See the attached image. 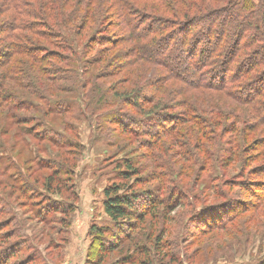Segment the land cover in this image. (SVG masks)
Segmentation results:
<instances>
[{"label":"rangeland","instance_id":"rangeland-1","mask_svg":"<svg viewBox=\"0 0 264 264\" xmlns=\"http://www.w3.org/2000/svg\"><path fill=\"white\" fill-rule=\"evenodd\" d=\"M139 6L144 15L164 18L166 30L161 36L170 39L163 40L172 41L177 27L184 30L188 18L204 16L208 19L202 24L214 22V34L228 37L225 47L242 44L227 74L225 91L233 97L243 96L245 85L250 93L255 87L252 82L264 74L263 58L251 73L252 81L237 75L251 54L264 53L260 0H144ZM1 22L5 21L0 4ZM209 27L200 34L183 31L185 38L194 36V43L187 41V53H177L180 65L190 67L191 53L208 48L203 36L209 34ZM119 29L110 30L114 38H121L118 46H132ZM151 39L137 41V46H146ZM22 43L9 44L22 47ZM99 48L95 46L85 58L96 59ZM46 50L55 54L48 46ZM53 64L51 68L64 78L74 74ZM149 64L145 69L135 67V74L132 68L104 69L109 78L96 81L98 87L81 81L49 82V87L65 92L53 96L48 90L44 101L29 95L17 81L0 80V264H264V179L254 174L264 165L263 114H252L251 105L231 102L228 110L234 118L225 121L220 138L208 126L202 127L208 138L221 142L220 154L218 147L209 146L220 160L202 156L206 141L183 138L186 125L178 130L182 115L177 110L172 123L158 120L153 126L156 117H147L149 105L141 101L142 108L136 109L117 101L115 96L130 91V83L139 82V76L143 77L139 99H164L175 89L185 90L181 80L166 76L165 68ZM8 67L12 73L19 71L13 78L23 87L40 84L26 77L32 71L26 65ZM86 70L91 74L92 66ZM212 94L215 101L221 100V93ZM57 96L69 113L53 114ZM257 99L263 106L264 93ZM115 117L127 123L131 132L144 134L130 141L109 123ZM138 120L145 123L137 127ZM168 130L175 144L163 137ZM241 151L248 157L247 166L230 157ZM127 165L136 172L130 179L123 176ZM53 170H60L58 177ZM244 170L242 179H237ZM112 185L128 187L121 192L140 197L143 221L111 222L103 201L104 189ZM215 191L222 197L217 198ZM218 205L225 209H206Z\"/></svg>","mask_w":264,"mask_h":264},{"label":"trees","instance_id":"trees-1","mask_svg":"<svg viewBox=\"0 0 264 264\" xmlns=\"http://www.w3.org/2000/svg\"><path fill=\"white\" fill-rule=\"evenodd\" d=\"M141 1L144 0H0L1 15H3L5 21L0 23L2 25L0 28V47H2L0 50V80H13L15 83L17 81L20 85L19 87L26 89L29 95H33L39 101H44L46 99L45 93L48 90H51L50 95L53 96L57 93L65 92L60 87H49L47 84L49 82L65 83L68 81L77 84L78 81H81L80 84L89 83L94 87H98L96 81L109 78L105 74L104 69L112 66H118L117 68L125 71H129L132 68L130 70L131 74H135V67L145 69L148 68L147 64L149 63H151L149 65H159L165 68L166 76L171 79L181 80L186 86L185 90L175 89L173 95H169L164 99H139L138 92L140 91L138 89L142 88L143 85L141 82L143 77L139 76V82L130 83V87H132L130 91L128 90L123 95L115 96L118 97L117 101L118 99L125 101L126 104L136 109L142 108L141 101L143 104L149 105L147 117H156V123L154 122L153 126L157 125L158 120H162L164 124L172 123L175 119L173 111L177 110V114L182 115L181 121L179 120L177 125L178 130L186 125L185 133L181 134L184 136L183 138L186 140L193 137L198 140L204 139L206 146L201 150L202 156H208L215 161H219L220 156L214 150L211 154L210 151L212 149L209 146L218 147L220 154L222 152L221 142L208 138L202 128L203 125L208 126L209 130L211 129V133L220 138L221 134L226 131L225 121L234 118V115L228 110L231 102L245 106L251 105L252 114H263L262 119L264 121V105L262 106L257 99L263 96L264 93V74L261 75V73L258 80L252 82L255 87L248 90L251 91L250 93L246 92V89L249 88L248 85H245L241 90L244 93L243 96L233 97V95L225 91L229 87L227 74L230 70L229 65L232 57L238 55L239 48L243 45L230 43L225 47V39H228V37L226 36L224 39L222 34L219 36L214 34L216 33L213 30L214 22H211L212 24H202L201 20L206 21L208 19L204 16L188 18L185 22L184 30H182V27H177L176 32H174L176 34L174 39L176 40H163L164 38L170 39V36L167 37L168 35L161 36L166 30L163 23L165 22L164 18L160 17L161 19H159L157 16L156 18H151L144 15L139 10L141 9L139 6ZM260 1L264 6V0ZM205 26H210L208 29L210 31L209 34L203 36L204 43L208 48L195 50L194 54L191 53L193 57L190 60L191 66L185 68L186 65H180L182 64L181 59L176 55L178 52L185 51L186 44L190 43L193 45L194 36L185 38L184 35L186 34L184 32L189 30L188 32L200 34L199 30L205 29L207 31ZM113 28H120V34L126 37L125 41L131 43L132 46H127L126 48L118 46L120 43L118 41L121 38H114L110 34V30ZM149 38H152L150 44L137 46V41H145ZM15 41L23 42L24 44L22 43V47L9 44ZM39 41H42L46 46L40 45ZM47 46L53 49L55 54L47 51ZM95 46L101 47L99 48L101 49L99 56L88 61V58L85 57H89ZM260 47V49H263L264 45H260ZM3 50H10L11 53L2 54ZM185 52L187 53V51ZM49 55L54 57L49 59ZM16 56L22 57L25 61L14 60ZM83 58L85 60L82 62ZM263 58L264 53L251 54V59L250 57L247 58L244 69L239 70L237 75L247 79L246 81L248 82L252 81L250 78L251 73ZM53 62L59 65L58 68L60 70L64 68L73 71L72 77L69 79L64 78L59 70H53L51 68L54 65ZM185 63L188 64L186 61ZM9 64L16 66L26 65L27 69L32 70L26 77L33 81H40V84L33 86L31 83L30 87H23L19 80L13 78L19 71L13 69L12 73L8 67ZM178 65H180V69ZM87 66H92V72L89 75L86 74ZM45 67H48L51 71H45ZM146 72L147 70L144 71V74ZM137 73H140V69L137 70ZM83 74L87 78H84ZM214 92L222 94L221 100H214L212 94ZM55 99L56 103L51 106L53 114L62 116L64 113H69V110L67 111L64 107H61L63 100H60L58 96ZM100 99L101 102L106 103L104 96H101ZM158 112H161V116ZM197 114L200 116L199 119ZM136 122L135 125L137 127L145 123L139 120ZM109 123L116 126L121 134L131 139L130 141H136L134 137L144 134L138 130L131 132L128 124L123 123L116 117L112 118ZM167 133L163 137H166L171 142L173 138L171 136L170 138L169 135L172 130H168ZM172 142L175 144L174 141ZM243 155V151H241L232 154L230 157L233 161L247 166L248 157L245 155V158ZM52 173L55 177H58L61 172L60 170H53ZM249 173L250 171L248 170L247 174ZM254 174L261 175L262 179H264V165L257 167V171ZM133 175H136V172L130 165H127L126 173H123L124 178L130 179ZM244 175L245 170L241 172L240 178L237 179H242ZM49 180V177H46V181ZM51 182L50 180V185L53 184ZM50 188L52 187L50 186ZM124 188H127L126 190L130 189L120 185H112L104 189L103 210L105 215L114 224L119 221L128 223L143 221L145 212L139 209V205H142L139 201L140 197L134 193L129 194L128 191L125 193L121 192ZM214 195L217 198L222 197V194L217 191L214 192ZM206 209L221 212L225 207L222 208V206L218 205Z\"/></svg>","mask_w":264,"mask_h":264}]
</instances>
